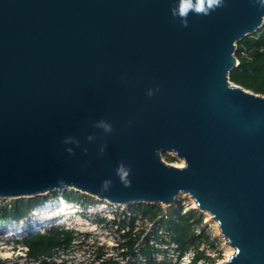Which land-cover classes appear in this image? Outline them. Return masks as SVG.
Returning <instances> with one entry per match:
<instances>
[{"label":"water","instance_id":"water-1","mask_svg":"<svg viewBox=\"0 0 264 264\" xmlns=\"http://www.w3.org/2000/svg\"><path fill=\"white\" fill-rule=\"evenodd\" d=\"M174 4L0 0V197L42 195L38 212L67 188L117 205L186 193L234 247L219 264H264V94L229 78L264 0L186 27Z\"/></svg>","mask_w":264,"mask_h":264},{"label":"trees","instance_id":"trees-1","mask_svg":"<svg viewBox=\"0 0 264 264\" xmlns=\"http://www.w3.org/2000/svg\"><path fill=\"white\" fill-rule=\"evenodd\" d=\"M235 55L238 65L229 72L230 80L246 89L264 94V22L255 32L236 42ZM163 156L169 161L178 159L168 152H164ZM52 194L62 195L81 205L103 201L74 188H67ZM76 194H78V200L83 202L73 199ZM44 199V196L38 195L14 198L9 203H0V223H7L13 218L26 217L31 209ZM87 200H91V202L85 203ZM128 208V212L122 211L121 218L120 212H116V216L112 219L103 216L92 218L95 223L104 227L116 226L115 231L119 234L116 249L121 250L119 253L125 258L124 263L113 258H106L102 264H172L168 257L170 250L151 243L152 239L159 242H175L177 245L171 249L178 256L193 249L195 255L190 264H198L201 259L204 260V264H214L217 257H221L222 251L218 248L220 240L212 236L208 225L204 222V212L198 208L186 206L182 200L177 199L173 204L166 206L161 203H132ZM138 221L142 223L139 224ZM149 223H152L150 228ZM89 237L90 233L88 232L52 225L45 231L27 233L18 242L27 247L25 255L28 259H37L42 255H50L59 250L67 251L76 244L78 239ZM202 244L208 245L210 249H215L218 256H212L207 254L204 249H200ZM156 253H163V259H158ZM103 254V246H98L95 257L98 259ZM133 256H142L143 258L131 260L130 257ZM0 264L2 263L0 262ZM41 264L67 263L43 260Z\"/></svg>","mask_w":264,"mask_h":264},{"label":"rangeland","instance_id":"rangeland-1","mask_svg":"<svg viewBox=\"0 0 264 264\" xmlns=\"http://www.w3.org/2000/svg\"><path fill=\"white\" fill-rule=\"evenodd\" d=\"M163 159L167 161L168 163L174 164V163H181L183 160L182 159H176L174 161H169L166 159L165 156H163ZM184 162V161H183ZM14 198H3L0 197V203H9L11 200ZM74 200H78V194H76L73 198ZM177 200H182L184 205L186 206H196L195 201L193 198L186 194V193H181L177 197ZM83 202V201H81ZM86 202H91V200H87ZM164 205V204H163ZM166 206V205H164ZM123 208L125 210H129L128 205L125 204L123 205ZM119 206L117 207V211L120 212V218L122 217V210ZM83 215V214H80ZM92 215L90 217L89 221H86L84 218H87L83 216L84 218H81V216H74L72 213L69 216L64 217L65 222L68 224V227L73 228L75 230H78L80 232H88L90 233V237L83 239L80 238L77 240L76 245L72 249V259L71 262L72 264H98L97 261L94 260L95 257V251L98 248V246H103V250L105 252H110L113 254L115 257H120V251L117 250V241L119 240V234L117 231H115L116 226H102L99 224H96L92 221ZM101 216L107 217V218H113L112 215L108 214H102ZM58 215H51L47 217H41L38 215H35V213H31L28 215V218L21 219L17 221V225L14 226V223H8V225L3 226L4 228H7L8 230L12 227H18L21 225H24L25 228H20L22 230L14 232V233H9L8 230L7 232H2L0 231V262L2 264H30L28 257L25 255V248L24 246L18 242V240L24 236L25 234L28 233V229H30V226H32L31 223H29L30 220L42 223V222H47L48 221H55L58 218ZM60 219V218H59ZM118 219V217H117ZM64 220L60 221L63 222ZM204 222L208 225L209 230L212 234L213 237H217L219 241V250L222 251L221 257H217V260L215 261L214 264H219V262L227 259L228 256V251H229V243L226 241V239L220 234L219 231V226L218 222H216L213 218L212 215L209 213L204 212ZM142 223L139 221V224ZM30 224L29 227L26 225ZM23 226V227H24ZM91 226V227H90ZM94 227V228H93ZM13 230V229H12ZM212 256H218V252L214 249H208ZM173 258V257H172ZM37 264V262L33 263ZM173 264H176L175 261H173Z\"/></svg>","mask_w":264,"mask_h":264},{"label":"built area","instance_id":"built-area-1","mask_svg":"<svg viewBox=\"0 0 264 264\" xmlns=\"http://www.w3.org/2000/svg\"><path fill=\"white\" fill-rule=\"evenodd\" d=\"M66 201L67 200L63 196H59L58 197V201L55 202V203H58V204H60V203L61 204L62 203H67ZM103 204L104 205H107V210H105V211H101V208H102L101 205H103ZM73 205H76L78 207V209L76 211L72 212V214L74 216H81V218H84L83 216H85V217H87V218H84L86 221H89L90 220V217L92 215H94L93 217H95V216H101L102 214H108V215L110 214L114 218L116 216V212H118L117 211L118 205L117 204H112V203H109V202H105V203L104 202L103 203L101 202V203H95V204H90V205L88 204L86 206H83V205H80V204H77V203H73ZM38 207H36V208L33 209V213H35V215H37L36 214V209H38ZM120 208L121 209H124V208H122V206H120ZM122 211H127L128 212L129 210H125L124 209ZM80 214H83V215H80ZM51 215H57V214L56 213H52V214L47 215V216H51ZM119 215H120V213H119ZM121 215L123 216V214H121ZM59 216H61V215H58V217H57L58 219L55 220V221H48V225L61 223V224H64L65 227L70 228V227H68V224L65 222V220L63 222H60L62 220L59 219L60 218ZM19 220H21V219H19ZM31 222L33 223V226L35 227L36 226V222L35 221H32V220H31ZM11 223H14V226H16L17 225V219H14V218L11 219ZM151 226H152V223H149V228ZM151 243L155 244L158 247L165 248V249H169L170 251L168 253V257H169V259H171L172 264H173V261H175L176 264H190L192 258L195 255V251L193 249H190L187 252H185L183 255L178 256V254L171 249V248H173V247H175L177 245L175 242H172V241H170V242H164V241L159 242L156 239H152L151 240ZM74 246L71 249L67 250V251H61V250H59V251H56L55 253L50 254V255H42V256H40L37 259L30 258L28 263L33 264V263L37 262V264H41V262L44 260V261H47V262H53V261H55V262H58V263L65 262L67 264H72V262H71V259H72V256H73L72 249L74 248ZM24 248L27 249V247H24ZM200 249H202V250L204 249L207 254L212 255L210 253V251L208 250V249H210L208 245L202 244L200 246ZM155 255L158 257V259H163V257H164L163 256V253H156ZM106 258H113L115 260L120 261L121 263H124L125 262V258L122 255H120V257H115L110 252L108 253V252H105V251H104V254L100 258L97 259L96 257H94V260L97 261L98 264H102V262ZM130 258H131V260H140L143 257L142 256H137V257L136 256H133V257H130ZM198 264H204V260H202V259L199 260L198 261Z\"/></svg>","mask_w":264,"mask_h":264},{"label":"clouds","instance_id":"clouds-1","mask_svg":"<svg viewBox=\"0 0 264 264\" xmlns=\"http://www.w3.org/2000/svg\"><path fill=\"white\" fill-rule=\"evenodd\" d=\"M222 3H223V0H178V4H174L171 11H172L173 17L180 18L183 25L186 27L188 25V19L187 18H188L190 13H195L198 15H209L216 8L222 6ZM149 95H151V92L149 93ZM117 174L120 177L121 181L125 184V186L130 185L131 181L128 179L129 174H130V168L126 167L123 163H121L119 165V167L117 168ZM110 183H111V181H109V180L104 181V187L106 188ZM59 196H62V195H57L56 197L58 198ZM66 200L70 201L68 199H66ZM70 202L72 204L77 203L75 201H70ZM101 202L105 203L107 201H99V202H95V203H101ZM95 203H91V204H95ZM77 204H79V203H77ZM86 205H88V204H86ZM86 205H83V206H86ZM38 206H39V204L36 205L34 208H36ZM118 206L120 207L121 205H118ZM128 207H129V205H128ZM33 209H31V211L28 215H30L31 213L33 214ZM28 215L26 217L20 218V219L28 218ZM45 217H47V216H45ZM18 220L19 219H17V221ZM10 222H11V220L9 222H7V225H9L8 223H10ZM29 223H31L32 226H30V229H28V233H33V232H37V231H45L47 228H49L52 225L64 226V224H61V223L47 225V222H42V224H45V227L40 228L38 230L37 229L35 230V227L38 225V222H36L35 227L33 226V223L31 222V220L29 221ZM29 225L30 224H27L26 226L29 227ZM23 226L24 225H22V227H20V226H18V227L23 229V228H25V226L24 227ZM18 227H12L10 229L17 230ZM71 229H73V228H71ZM13 232H17V231H13Z\"/></svg>","mask_w":264,"mask_h":264},{"label":"bare ground","instance_id":"bare-ground-1","mask_svg":"<svg viewBox=\"0 0 264 264\" xmlns=\"http://www.w3.org/2000/svg\"><path fill=\"white\" fill-rule=\"evenodd\" d=\"M174 165L183 166L184 162L182 161L181 163H174ZM120 205L123 208V205H125V204H120ZM101 207H102L101 211L107 210V205L103 204V205H101ZM77 209H78V207L76 205H72V203H62V204L60 203L58 205H55L54 203L49 202V203H47V205L44 208L39 209L38 212L36 211V214H38V216L44 217V216H47L49 214L56 213L57 215H61V216H59L61 220H64V217L69 216L72 212L76 211ZM1 225L6 226L7 223H0V231L7 232L6 230H8V229L2 227ZM20 227H22V225ZM20 230H22V229H20L18 227L17 230L9 229L8 232L9 233H14L13 231H20ZM233 252H234V247L231 244H229V251H228L227 258L231 254H233ZM221 262H219V263H221Z\"/></svg>","mask_w":264,"mask_h":264}]
</instances>
